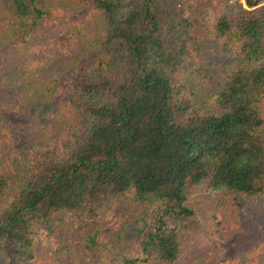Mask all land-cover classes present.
<instances>
[{
    "label": "trees",
    "instance_id": "trees-1",
    "mask_svg": "<svg viewBox=\"0 0 264 264\" xmlns=\"http://www.w3.org/2000/svg\"><path fill=\"white\" fill-rule=\"evenodd\" d=\"M71 4L102 15L104 32L93 42L100 55L71 74L75 120L65 139L21 143L15 119L23 111L57 126L63 103L54 99L59 78L33 79L18 56L38 44V35L48 37L54 8L66 12ZM190 6L0 0L7 55L0 65V151L9 155L0 160V264H32L43 226L67 218L88 233L89 248L104 246L103 205L128 196L147 207L136 221L140 245L121 264H177L183 227L197 215L189 206L193 194L234 192L264 201V0L227 1L216 17L212 32L229 63H204L216 84L204 95L175 77L192 38ZM34 130L44 131L37 123Z\"/></svg>",
    "mask_w": 264,
    "mask_h": 264
},
{
    "label": "rangeland",
    "instance_id": "rangeland-1",
    "mask_svg": "<svg viewBox=\"0 0 264 264\" xmlns=\"http://www.w3.org/2000/svg\"><path fill=\"white\" fill-rule=\"evenodd\" d=\"M189 1L192 38L187 44L185 61L175 69V77L204 95L203 92L210 93L216 85L210 79L212 69L204 68V63H229V59L220 52L212 31L216 17L222 13L227 1L233 0ZM52 2L56 5L59 0ZM69 6L66 12L54 8V19L48 21L44 28L48 37L38 35L35 41L38 44L29 45L25 52L27 55L18 56L19 64L22 59L27 61L26 72L33 79H48L51 82L55 76L59 78L54 99L63 103L57 126L50 119L37 118L32 111H23V115L15 119L21 127L18 130L21 136L16 134L17 141L21 143L30 140L49 143L59 137L65 139L68 126L75 120L70 106L71 74L78 67L90 66L100 55L99 47L93 42L95 37L103 35L102 15L94 7ZM2 23L5 22L0 15V25ZM72 30L79 35L70 36ZM13 41L18 43L19 39ZM10 48L13 49L12 45ZM3 50L0 46V65L7 58ZM20 50L24 51V48ZM39 74H42V78ZM23 86L21 80L19 89ZM22 94L25 95V92L22 91ZM35 123L44 129L41 135H32ZM7 156V149L0 151V160L8 161ZM189 206L197 215L183 227L184 250L177 264H264V201L234 192L204 190L190 197ZM145 207L129 196L109 198L103 205L101 219V242L104 246L93 249L87 246L88 233L76 228L72 218H67L60 225L56 222L54 228L43 226L36 238L35 256L31 263L121 264L123 255L135 253L140 245L134 235L137 233L136 221Z\"/></svg>",
    "mask_w": 264,
    "mask_h": 264
}]
</instances>
